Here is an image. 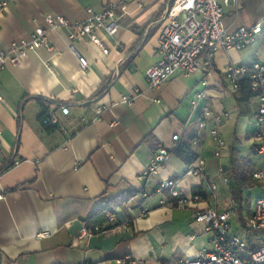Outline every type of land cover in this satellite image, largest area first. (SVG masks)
Masks as SVG:
<instances>
[{"label": "crops", "instance_id": "crops-1", "mask_svg": "<svg viewBox=\"0 0 264 264\" xmlns=\"http://www.w3.org/2000/svg\"><path fill=\"white\" fill-rule=\"evenodd\" d=\"M108 2L117 0H0V51L12 41L28 39L45 16L62 15L77 23L86 18L87 9L99 13ZM165 2L138 0L127 3L122 11L117 9V34L95 32L101 48L88 40L74 42L76 53L88 62L85 70L68 49L69 29H60L48 32L51 50L29 53L18 65L0 72V168L12 165L0 175V264H117L125 257L137 264H171L211 250L210 233L204 223L194 220V212L208 207L219 212L230 209L233 183L226 171L231 153H237L242 162L255 154L258 110L253 99L250 113L239 114L235 94L223 95L220 84L226 83L228 64L259 60L249 52L243 59L241 51H219L212 77L206 78L202 70L191 77L176 71L159 88H149L145 71L158 59L156 37L164 24ZM234 9L231 2L224 7L234 13L229 22L224 21L227 26L248 27L260 21L264 32V0H239L237 13ZM105 84H109L105 93L95 98ZM197 92H204L201 106L230 113L221 128L223 173L218 172L207 131H199L195 121L184 129L189 98ZM54 104L69 108V115L59 116V129L40 124L44 109ZM99 108L102 112L97 116ZM174 135L178 141L172 140ZM188 135L194 136L196 155L191 165L204 161L205 177L216 186L214 192L187 173L191 165L171 154ZM242 139L250 143L246 149ZM161 148L170 153L164 165L156 175L140 178ZM258 156V169L248 174L250 186L259 180L254 174H264V165L259 167L264 154ZM166 179L178 180L183 196L200 194L202 201L186 208L161 204L171 200L165 193L155 194ZM129 190L151 196L144 200L136 195L118 206L113 217L117 224L109 230L79 237L84 219L103 195L113 197ZM251 211L250 205L245 215L234 210L239 224L232 229L249 250L264 243V238L256 237L255 245L244 239ZM44 232L49 236L37 237Z\"/></svg>", "mask_w": 264, "mask_h": 264}, {"label": "built area", "instance_id": "built-area-1", "mask_svg": "<svg viewBox=\"0 0 264 264\" xmlns=\"http://www.w3.org/2000/svg\"><path fill=\"white\" fill-rule=\"evenodd\" d=\"M138 0H117L108 2L99 13L86 10V18L77 23H70L62 15H48L43 18V24L36 26L28 39H21L9 43L7 49L0 51V72L8 66L18 65L29 53H35L41 48L51 50L48 43V32L60 29H69L67 41L68 49L77 57L81 69L88 68L85 58L76 53L74 42L88 40L101 48V41L95 32L103 31L107 36L114 37L119 29L116 18V10L121 11L126 4ZM232 3L237 13L239 0H173V3L164 12V24L157 33L156 54L158 59L145 71V80L151 89L159 88L176 71H181L185 77H191L195 72L202 70L206 78L215 73V55L219 51L240 52L253 44L262 32L261 22L251 26L231 27L224 23V7ZM2 6L5 3L1 4ZM141 7V3L137 2ZM225 84H220V92L231 96L240 88V82L244 77H249L251 89L258 92V110L255 115V144L253 153L264 154V62L253 61L249 64L235 66L228 64L224 69ZM204 92H197L189 98V116L184 123L187 130L193 121L196 122L199 131H207L213 144V156L218 160V172L223 173V165L220 160L225 142L221 135L223 123L230 117L227 111L216 113L206 106L200 105ZM3 101L0 95V103ZM123 101H127L123 98ZM102 108L96 110L98 116ZM69 115V108L65 105H52L47 111L44 122L60 127L59 116ZM172 140L178 141L179 136H172ZM170 153L164 148L159 149L143 170L140 178L147 179L156 175L164 165ZM188 174L198 177L202 183L214 192L216 186L208 183L205 177L204 161L198 159L188 170ZM255 179L264 178V174H254ZM223 182L227 179L223 177ZM167 194L171 200L162 201L167 207L177 206L186 208L194 202L202 201L200 194L188 198L181 194L178 188V180L166 179L155 190L156 195ZM143 198L151 194L144 191ZM3 193L0 192V200ZM174 200V202H173ZM236 204L231 202L230 210L235 209ZM230 210L219 212L215 208L198 209L193 218L198 223H204L206 230L211 235V250L200 252L197 256L188 260L174 261L171 264H264V243L258 248L249 250L246 241L232 234L230 222ZM145 212V211H144ZM142 212V217L145 213ZM238 223V222H237ZM239 224V223H238ZM246 230L264 231V196L256 198L254 208L247 218ZM90 235L84 227L79 231V237ZM48 233H39L38 238L48 237ZM117 264H137L138 262L125 257L118 259Z\"/></svg>", "mask_w": 264, "mask_h": 264}, {"label": "trees", "instance_id": "trees-1", "mask_svg": "<svg viewBox=\"0 0 264 264\" xmlns=\"http://www.w3.org/2000/svg\"><path fill=\"white\" fill-rule=\"evenodd\" d=\"M173 3V0H166L165 2V10L168 9ZM109 84H105L101 86V88L96 92L95 98L100 97V95L104 94ZM258 92L251 89L250 79L249 77H244L240 82L239 91L234 95L235 105L238 109V113L242 115H248L250 113L249 104L251 100L257 97ZM41 101V100H39ZM56 106H60L59 104H54ZM52 106V105H51ZM50 106H47L44 109V112L40 118V124L44 127H48L51 129H59L58 126H54L45 123L44 120L47 117V111ZM194 140L193 135H188L187 138L176 144L171 150V154L175 155L177 158L182 160L186 165H191L195 159L196 155L192 149V143ZM242 162L239 158H237V153L232 151L230 163L228 165V170L226 171V175L231 178L233 186L230 188L229 192L231 195L232 201L236 204L235 211L240 214L245 207V209L249 210L250 202L243 200V189L244 187H251L248 185V167L247 164ZM12 165L5 164L2 168H0V175L10 168ZM143 191L138 190H129L124 193H120L116 196L110 197L107 195H103L100 198L98 206L94 209V211L84 219L85 228L88 230L90 234L100 233L106 230H109L117 223L114 220L115 210L118 206L126 205L127 202L132 199L136 195H141ZM260 197V196H259ZM258 198V197H257ZM144 200L146 198H143ZM238 204V206H237ZM240 221V220H239Z\"/></svg>", "mask_w": 264, "mask_h": 264}, {"label": "rangeland", "instance_id": "rangeland-1", "mask_svg": "<svg viewBox=\"0 0 264 264\" xmlns=\"http://www.w3.org/2000/svg\"><path fill=\"white\" fill-rule=\"evenodd\" d=\"M233 14H234L233 12L226 10L225 14H224V21L229 22L231 17L233 18ZM238 16H239L238 19L242 18V10H239ZM248 52L250 53V55L255 54L259 61L264 62V32H262L258 36L257 40L251 46H249L246 50L241 51L243 59H244V57H245V59L248 58V56L246 55V53H248ZM248 123L250 126L252 125V127H253L251 120H248ZM241 145L244 149H246L250 145V143L247 140L242 139ZM260 158L261 157H259V156L257 157V155L252 154L250 157H248V159H247L248 161L243 160V162L247 164L249 172H251L254 169H258V167H257L258 165H257L256 161H258ZM260 163H261V165H259V167L264 165V161H262ZM262 172H264V169H262ZM250 178H252L251 175H250ZM253 184H254L253 186H251V187L246 186L243 189V200H244V202L245 201L250 202V209L254 208L256 198L259 196H262L261 194L264 193V178L259 179V180H253ZM246 210L247 209H245V207H244L242 210L243 215L246 214L245 213ZM230 217H231L230 222H231V226L233 229V227L234 228L236 227V223H237V219H236L234 210H230ZM243 233H244V239L247 240L248 242H250L251 245L256 244V237L258 239L264 238V231L247 230L246 232H243Z\"/></svg>", "mask_w": 264, "mask_h": 264}]
</instances>
